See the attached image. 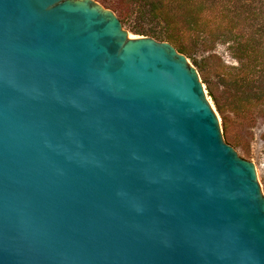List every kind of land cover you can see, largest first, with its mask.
Instances as JSON below:
<instances>
[{
    "label": "water",
    "instance_id": "water-1",
    "mask_svg": "<svg viewBox=\"0 0 264 264\" xmlns=\"http://www.w3.org/2000/svg\"><path fill=\"white\" fill-rule=\"evenodd\" d=\"M0 264H264L197 69L94 0H0Z\"/></svg>",
    "mask_w": 264,
    "mask_h": 264
},
{
    "label": "rangeland",
    "instance_id": "rangeland-1",
    "mask_svg": "<svg viewBox=\"0 0 264 264\" xmlns=\"http://www.w3.org/2000/svg\"><path fill=\"white\" fill-rule=\"evenodd\" d=\"M94 1L112 10L119 19H124V23L120 20L123 28L133 36L143 34L132 31L129 26L158 30L161 25L150 18L151 7L148 3L152 4V1L161 9H168L169 5L172 12L181 16L191 15L194 11L186 0H166V3L165 0ZM201 2L208 3L207 0ZM218 3L217 7L221 10H229L234 6V9L237 8L239 23L236 30L259 27L264 32V0H219ZM208 8L209 4H203L198 10L206 17L211 14ZM205 37V42L194 50L196 61L201 63L202 69L199 70L192 60L186 57L197 69L201 81L202 78H206L208 82L218 86L219 90L227 88L229 98L235 107L222 115L216 110L212 98L207 93L206 84L202 81L208 99L218 116L224 141L230 144L240 157L254 163L257 180L264 193V57L259 55L251 62H247L246 59L239 62L233 58V53L226 42L213 40L209 35ZM183 39L184 42H189L188 36Z\"/></svg>",
    "mask_w": 264,
    "mask_h": 264
},
{
    "label": "trees",
    "instance_id": "trees-1",
    "mask_svg": "<svg viewBox=\"0 0 264 264\" xmlns=\"http://www.w3.org/2000/svg\"><path fill=\"white\" fill-rule=\"evenodd\" d=\"M186 1L191 10H194L191 15L187 16L172 12L168 4V9H161L156 2L152 1V4L147 2L151 7L149 8L150 14L148 13L151 16L150 18L161 24L158 30L129 27L136 33L171 42L179 52L190 58L199 70L202 69V66L200 65L201 63L196 61L194 50L205 42V36L207 35L213 40L226 42L233 53V58L239 62L243 61V59L251 62L259 55L264 57V32L259 27H255V29L245 27L243 30H236L239 18L236 12L237 8L234 9L235 6L229 10H221L218 8L219 0H207L208 3L201 2L204 0ZM202 3L209 4L210 7L208 11L211 14L206 17L202 16L198 10L203 6ZM120 20L122 23L125 22L122 18ZM210 24L212 26H209ZM185 36L189 37L188 43L184 42L183 38ZM202 81L206 84L207 93L212 98L216 110L220 114L223 115L225 111L232 110L235 107L229 98L227 88L219 90L217 89L218 86L208 82L206 78H202Z\"/></svg>",
    "mask_w": 264,
    "mask_h": 264
}]
</instances>
